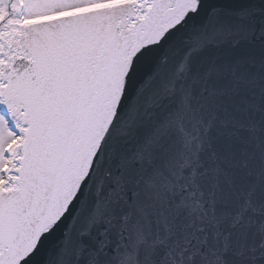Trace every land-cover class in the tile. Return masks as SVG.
Returning a JSON list of instances; mask_svg holds the SVG:
<instances>
[{
	"label": "snow or ice",
	"instance_id": "1",
	"mask_svg": "<svg viewBox=\"0 0 264 264\" xmlns=\"http://www.w3.org/2000/svg\"><path fill=\"white\" fill-rule=\"evenodd\" d=\"M0 264H264V0H0Z\"/></svg>",
	"mask_w": 264,
	"mask_h": 264
}]
</instances>
